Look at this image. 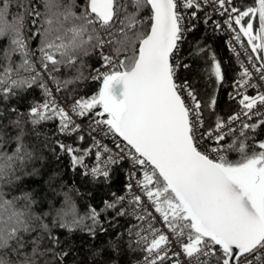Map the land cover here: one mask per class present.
<instances>
[{
	"label": "snow or ice",
	"instance_id": "snow-or-ice-1",
	"mask_svg": "<svg viewBox=\"0 0 264 264\" xmlns=\"http://www.w3.org/2000/svg\"><path fill=\"white\" fill-rule=\"evenodd\" d=\"M207 4L226 17L212 23L227 26L247 61L230 41L237 60L230 95L240 110L217 117L210 130L203 107L214 108L215 96L202 106L194 81L177 83L178 69H192L182 48ZM210 51L198 44L188 56L207 58L205 71L219 85L223 65ZM93 56L100 65L85 76ZM89 78L102 86L75 95L74 86ZM33 89L43 96L28 107L33 130L55 121L61 134L91 139L83 149L57 141L73 169L107 181L113 165L130 163L124 194L111 193L104 207L114 219L130 218L127 246L142 256L137 264H264V141L251 151L247 143L249 132L264 127V0H0V102ZM12 123L20 130L14 152L0 151V185L19 180L17 169L34 158L20 121ZM97 136L110 138L113 148ZM229 152L239 159L229 160ZM36 202L32 193L7 199L0 188V264H61L68 255L57 252L59 238L32 213ZM58 216L68 231L84 219L67 193ZM99 217L91 208L88 219L95 225ZM86 231L96 235L93 227Z\"/></svg>",
	"mask_w": 264,
	"mask_h": 264
},
{
	"label": "trees",
	"instance_id": "trees-1",
	"mask_svg": "<svg viewBox=\"0 0 264 264\" xmlns=\"http://www.w3.org/2000/svg\"><path fill=\"white\" fill-rule=\"evenodd\" d=\"M239 5L245 2L250 5L252 0H237ZM79 4V0H77ZM206 16H211V20L205 23ZM199 19L193 21L195 29L187 35L186 43L182 48V56L192 65L191 70L180 68L177 70V83L183 81L185 77L195 82L198 98L202 106L205 105L214 95L216 104L213 107H203V118L205 129H211L217 117L226 119L228 116L240 110L238 99L233 100L235 91L233 87L234 77L237 75L235 68L237 60L230 50L226 36L221 29H216L215 15L207 5H202L198 11ZM207 46L211 51L209 55L215 53L217 59L222 62L225 79L222 84L217 85L214 78L209 77L205 69L208 67L207 58H190L189 51L194 50L197 45ZM89 67L85 68V76L91 73V68L99 67L100 61L93 56L86 60ZM75 95H91L101 87L100 81H92L90 78L74 86ZM252 95V90H248ZM65 96L67 93L64 94ZM43 99L42 93L33 89L19 93V98H11L8 101L0 102V110L4 115L0 118V151L11 155L14 152L16 141L14 137L19 130L12 122L20 121L25 132L23 144L25 148L34 153V158L25 165L17 169L16 175L19 180H13L12 184L4 183L0 185L5 198L11 199L13 196H22L24 193H32L37 201L32 205V213L41 216L43 221L49 225L52 235L59 238L60 243L53 245L59 251L67 252L61 264H132L142 256L138 252L129 250L127 246L126 228L129 217H115V211L105 209L104 201L112 200L111 193L117 195L124 194L127 183L126 165L121 163L113 167L110 178L94 179L84 175V169H73L70 164V157L58 147L57 141L69 144L76 148H87L91 144V139L86 136L84 142L76 139L75 135L69 137L58 131L55 121L43 122L33 130V126L28 122L27 111L29 105ZM15 107L18 113H12ZM85 121V120H84ZM87 122V121H86ZM239 128V127H238ZM237 128V129H238ZM37 132L39 136H37ZM249 151L259 141H264V127L256 129L254 133H248ZM234 137H228L229 142ZM258 150V149H257ZM229 160L235 162L239 159L237 152H229ZM93 161L91 156L85 158V163ZM38 169L36 175H31L32 169ZM50 176L56 179L49 181ZM65 193L71 198L76 207L77 217H83V223L75 227L72 231L59 227L60 218L58 213L64 210ZM91 208L100 212V223L93 224L88 219ZM130 210V209H129ZM71 217H66L65 222H70ZM39 223V221H35ZM87 227H93L96 235L93 237L86 231ZM101 229H104L103 231ZM55 264V260H54Z\"/></svg>",
	"mask_w": 264,
	"mask_h": 264
},
{
	"label": "built area",
	"instance_id": "built-area-1",
	"mask_svg": "<svg viewBox=\"0 0 264 264\" xmlns=\"http://www.w3.org/2000/svg\"><path fill=\"white\" fill-rule=\"evenodd\" d=\"M234 3H235L237 6H240L237 0H234ZM207 6H208V7L211 9V11L214 13V15H215V21H216V22H220L221 24H223V21H224V19H225L226 17L221 16L220 13H219V11L214 10V8H213V6H212L211 4H207ZM216 7L218 8L219 6L217 5ZM221 31H222V33L225 34V36H226V40H227V44H228L229 48L231 47V45H230V41H231V44H234L235 47H236L237 52L240 53V59H241V60H244L245 63H247V61H246V57H245V54H244V49L240 46L239 43H237V42H235V41H232V39H231V35H230V33H229V30L227 29V26H224L223 29H221ZM233 54L235 55V53H233ZM235 57H236V55H235ZM102 71H103V69H102ZM249 90H250V89H249ZM235 92H236V89H235V91L233 92V94H235ZM55 96H56L57 102L60 103L61 106L67 107V104H66L65 100L62 98L61 94H59V93H55ZM237 112H239V111H237ZM75 119H76V122H77V123H81L82 125L87 123V122L84 121V120H81V119H78V118H75ZM234 127H235V128H238V127H239V123L237 122V124L234 125ZM97 139H98V140H101V142H102L103 144L107 145L109 148H113V143H112V141H111L110 138L102 137V136H97ZM93 163H94V160L91 161V162H89V163H86V164H88L89 166H91ZM122 163L126 165V173H127V178H128V173H129V171H130V163H129L128 161H124V162H122ZM115 166H116V165H113L112 168L115 167ZM127 182H128V180H127ZM129 227H131V225H130ZM140 259H142V257H141ZM132 264H137V261H135V262L132 263Z\"/></svg>",
	"mask_w": 264,
	"mask_h": 264
},
{
	"label": "water",
	"instance_id": "water-1",
	"mask_svg": "<svg viewBox=\"0 0 264 264\" xmlns=\"http://www.w3.org/2000/svg\"><path fill=\"white\" fill-rule=\"evenodd\" d=\"M102 86V85H101Z\"/></svg>",
	"mask_w": 264,
	"mask_h": 264
}]
</instances>
